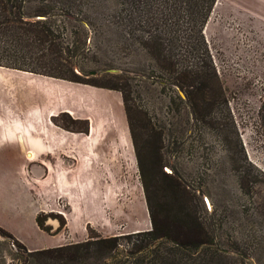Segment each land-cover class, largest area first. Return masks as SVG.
<instances>
[{
    "label": "rangeland",
    "instance_id": "rangeland-1",
    "mask_svg": "<svg viewBox=\"0 0 264 264\" xmlns=\"http://www.w3.org/2000/svg\"><path fill=\"white\" fill-rule=\"evenodd\" d=\"M100 1L106 10L95 7L85 11L95 33L92 37L89 30L92 52L80 59V68L88 74L85 79L94 77L125 92L140 112L135 115L136 119L162 138L161 152L167 162L163 172L174 174V179L193 200L192 207L203 225L201 240L206 244L192 254L178 252L176 261L179 264H264V136L258 119L264 101V23L255 29L253 25H234L231 26L234 32L228 34L225 30L229 27L213 18L205 34L220 80L227 90L235 124L222 136L194 121L181 90L177 93L183 101L171 102L173 89H163L159 72L143 50L135 47L119 50L117 27L108 15L115 8V0ZM87 20L62 21L68 36L73 37L75 32L86 28ZM75 70L80 73L79 69ZM111 70L118 72L111 73ZM93 71L95 76L90 75ZM143 140L140 130L139 141L144 145ZM105 155L101 158L100 196L86 197L71 205L39 197L54 205L51 213L68 218L69 227L61 232L66 245L86 241L93 230L104 237H113L151 229L134 149L124 156L108 149ZM242 184L251 188L250 193L242 189ZM169 187L159 174L155 182H150V196L163 209L172 206ZM2 199L0 196V226L14 229L30 248L24 245L26 251L22 250L14 240L0 234V264H38L29 253L55 248L60 240L35 228L34 206L28 197H10L21 204L19 214L5 209ZM52 221L59 226L57 220H49L47 224ZM141 240V237L122 240L121 250L133 252V245H139ZM167 247V244L161 245V248Z\"/></svg>",
    "mask_w": 264,
    "mask_h": 264
},
{
    "label": "trees",
    "instance_id": "trees-1",
    "mask_svg": "<svg viewBox=\"0 0 264 264\" xmlns=\"http://www.w3.org/2000/svg\"><path fill=\"white\" fill-rule=\"evenodd\" d=\"M216 2L115 0V8L108 15L117 27L119 50L128 51L134 47L143 50L159 72L163 89H173L171 102L183 101L177 93L181 90L194 121L224 136L235 124L227 90L220 80L205 37V27ZM95 7L106 10L100 0H0V67L121 94L151 229L113 237H104L93 230L88 233L86 241L29 254L38 264H179L176 261L178 252L192 254L206 244L201 240L203 225L192 207L189 192L174 179V174L162 170L167 162L161 152V136L136 119L135 115L140 112L121 88L100 83L94 77L84 78L88 74L79 63L92 52L89 30L92 37L95 33L85 11ZM36 17L45 19L36 20ZM82 18L87 20L86 28L75 32L73 37L68 36L63 21L77 22ZM258 119L264 136V101ZM52 122L69 132L89 133L87 120H76L67 113L53 117ZM79 124L83 126L75 127ZM140 130L144 145L139 141ZM158 174L171 185L172 206L164 209L150 196V182H155ZM242 189L248 193L251 191L243 184ZM35 220L37 227L48 235L67 231L66 219L51 212H40ZM49 220L59 222L54 231L47 224ZM0 234L14 240L20 249L26 251L25 246L2 227ZM133 237H141L140 244L133 245V252L123 253L121 241ZM164 244L169 247L161 248Z\"/></svg>",
    "mask_w": 264,
    "mask_h": 264
},
{
    "label": "crops",
    "instance_id": "crops-1",
    "mask_svg": "<svg viewBox=\"0 0 264 264\" xmlns=\"http://www.w3.org/2000/svg\"><path fill=\"white\" fill-rule=\"evenodd\" d=\"M213 18L229 27L228 34L234 25L255 29L264 23V0H217L205 34ZM62 113L87 120L89 133L55 126L52 118ZM108 149L121 156L133 150L118 92L0 67V196L5 209L19 214L21 204L10 197H28L35 228L45 233L35 219L39 212L54 211V205L39 197L71 205L100 196L101 158ZM49 225L58 227L54 221ZM0 227L26 246L14 229ZM50 237L60 240L53 247L66 245L61 233Z\"/></svg>",
    "mask_w": 264,
    "mask_h": 264
},
{
    "label": "water",
    "instance_id": "water-1",
    "mask_svg": "<svg viewBox=\"0 0 264 264\" xmlns=\"http://www.w3.org/2000/svg\"><path fill=\"white\" fill-rule=\"evenodd\" d=\"M36 20H41V19H43V18H41V17H37V18H35ZM70 19H72V17H70ZM109 72H111V73H117L118 71H116V70H111V71H109ZM90 75L91 76H95L96 75V72H90ZM181 95H182V93H180ZM183 96V95H182Z\"/></svg>",
    "mask_w": 264,
    "mask_h": 264
}]
</instances>
